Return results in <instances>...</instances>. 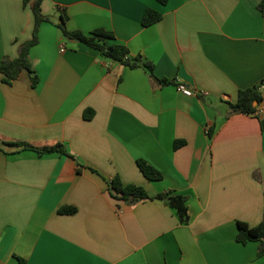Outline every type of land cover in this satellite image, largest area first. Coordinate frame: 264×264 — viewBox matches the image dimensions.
Wrapping results in <instances>:
<instances>
[{
  "label": "crops",
  "instance_id": "1",
  "mask_svg": "<svg viewBox=\"0 0 264 264\" xmlns=\"http://www.w3.org/2000/svg\"><path fill=\"white\" fill-rule=\"evenodd\" d=\"M33 1L0 0V62L33 38ZM260 1L43 0L39 82L0 72V139L62 143L75 158L0 143V264H264L261 242L237 241L239 221L264 220V115L231 106L258 85L264 107ZM148 9L162 17L145 26ZM63 13L70 31L113 32L155 76L67 38ZM139 159L164 177L148 179ZM117 176L186 195L190 221L162 199L113 198Z\"/></svg>",
  "mask_w": 264,
  "mask_h": 264
},
{
  "label": "trees",
  "instance_id": "2",
  "mask_svg": "<svg viewBox=\"0 0 264 264\" xmlns=\"http://www.w3.org/2000/svg\"><path fill=\"white\" fill-rule=\"evenodd\" d=\"M42 4L43 0H34L32 2L31 7L36 21L33 38L21 44L20 53L17 58L4 59L0 62V72L4 74L3 81L7 84H13V82L19 78L24 70H27L31 74L32 84L34 86H36L39 82L38 75L36 74L30 59V49L38 42L39 26L45 20L42 16ZM258 8L262 11L264 10V0L260 1ZM161 17L162 15L158 11L148 9L143 18V24L145 26H149L159 21ZM62 19L63 22L59 26L67 38H77L84 44L100 50L107 58L118 61L131 68L144 67L148 69L153 76H155L154 64L147 60L144 61L141 57L132 58L130 56V50L126 45L114 41L115 35L113 32L104 28L94 29L88 34L82 31H70L66 26L68 16L65 13L62 14ZM256 101L258 102V105H255ZM261 102L262 93L260 86L257 85L241 89L239 91L238 100L235 103H231V106L235 112L251 115L256 114ZM91 113L92 111L90 110V113H88L89 115L86 114V117L89 118ZM0 143L13 147H21L22 149H31L36 151L39 155L58 152L74 157L67 151L66 147L62 143L43 147H38L23 141H1L0 139ZM177 145L178 144L176 143V146ZM137 163L140 170L148 179L161 180L164 177V174L160 170L148 163L146 160L139 159ZM109 192L113 198L122 200L127 204H134L151 198L162 199L172 208L176 209L181 223H188L190 221L188 197L186 195L169 191L158 193L152 197L143 186L135 183L125 184L119 176L114 177L109 181ZM76 211L77 208L74 206H64L59 209V213L62 214H71ZM238 228L239 231L237 241L242 244H247L249 242H261L259 256L264 255V220L255 226H251L244 221H239ZM22 263H24L23 260Z\"/></svg>",
  "mask_w": 264,
  "mask_h": 264
},
{
  "label": "built area",
  "instance_id": "3",
  "mask_svg": "<svg viewBox=\"0 0 264 264\" xmlns=\"http://www.w3.org/2000/svg\"><path fill=\"white\" fill-rule=\"evenodd\" d=\"M62 51L65 50V47H62L61 49ZM177 88L179 91H181L183 94L188 95V96H192L194 94V91L188 87L186 84L184 83H178L177 84ZM257 115H264V107L263 108H259L256 112Z\"/></svg>",
  "mask_w": 264,
  "mask_h": 264
},
{
  "label": "water",
  "instance_id": "4",
  "mask_svg": "<svg viewBox=\"0 0 264 264\" xmlns=\"http://www.w3.org/2000/svg\"><path fill=\"white\" fill-rule=\"evenodd\" d=\"M255 105H258V102L257 101L255 102Z\"/></svg>",
  "mask_w": 264,
  "mask_h": 264
}]
</instances>
